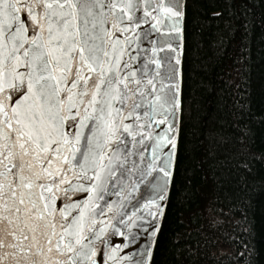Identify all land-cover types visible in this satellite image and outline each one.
I'll list each match as a JSON object with an SVG mask.
<instances>
[{"label": "snow or ice", "instance_id": "6c2138e0", "mask_svg": "<svg viewBox=\"0 0 264 264\" xmlns=\"http://www.w3.org/2000/svg\"><path fill=\"white\" fill-rule=\"evenodd\" d=\"M218 3L0 0V264H161L202 163L194 75ZM244 51L247 99L264 58L254 79ZM238 143L254 175L264 152Z\"/></svg>", "mask_w": 264, "mask_h": 264}, {"label": "trees", "instance_id": "16d2710c", "mask_svg": "<svg viewBox=\"0 0 264 264\" xmlns=\"http://www.w3.org/2000/svg\"><path fill=\"white\" fill-rule=\"evenodd\" d=\"M215 10L223 16L203 19L194 75L202 163L189 164L191 184L169 207L161 264H264V166L248 174L233 158L243 155L242 136L253 152H264V87L254 83L247 99L236 87L247 76L238 63L241 54L249 55L242 48L250 49L257 66L254 79L261 67L264 4L219 0Z\"/></svg>", "mask_w": 264, "mask_h": 264}]
</instances>
